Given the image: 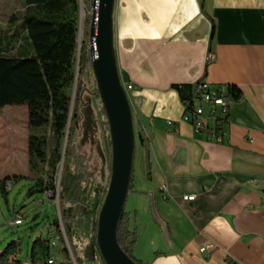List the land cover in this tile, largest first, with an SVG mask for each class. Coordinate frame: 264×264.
<instances>
[{"label": "crops", "instance_id": "0c3cea01", "mask_svg": "<svg viewBox=\"0 0 264 264\" xmlns=\"http://www.w3.org/2000/svg\"><path fill=\"white\" fill-rule=\"evenodd\" d=\"M15 30L10 37L18 38ZM113 31L119 75L133 85L127 96L145 142L126 202L137 235L133 257L144 264H264V0H117ZM200 81L241 92L220 141L182 120L174 86Z\"/></svg>", "mask_w": 264, "mask_h": 264}, {"label": "trees", "instance_id": "16d2710c", "mask_svg": "<svg viewBox=\"0 0 264 264\" xmlns=\"http://www.w3.org/2000/svg\"><path fill=\"white\" fill-rule=\"evenodd\" d=\"M78 13V0H22V23L19 24L20 31L15 30L18 38L10 37L11 27H7L8 30L0 29V109L25 106L27 127L30 131L27 139L29 175L27 177L6 176L0 179V193L6 196V184L9 185L12 181H28L30 185L26 190L27 197L42 196L47 193L53 194V198L58 196L60 220L56 219L52 227L61 235L59 231L61 222L66 239L72 249L69 234L73 222L79 218L81 223V216L86 211L92 210L95 214L98 213L109 179L107 176L103 188L96 190L91 188L87 160L84 155L77 153L73 146L75 133L73 123L82 95L83 84L88 81L89 75L93 80L90 66L83 61L84 47L82 46L76 98L71 115L64 165L57 190L56 181L75 85ZM16 20V15L13 14L9 23H14ZM21 30L24 33V39L19 40ZM21 42H25L26 52L18 50L21 47ZM29 47H31L34 56L26 58ZM174 89L178 92L181 102L191 100L192 86H174ZM227 93L231 102H239L242 98L241 92L234 86H228ZM95 97L99 101L98 96ZM99 106L103 117L101 125L104 153L109 164L108 128L101 104ZM135 137L136 144L139 147H145L143 135L136 127ZM146 162L147 179H150L148 157ZM88 203L90 204L88 205ZM130 224L131 218L124 212L117 234L118 243L137 264H144L137 261L132 255L137 235L135 231L130 230ZM95 232L96 220L92 223L94 245ZM49 238L36 239L32 243L29 251V264H48L51 258ZM60 241H63V238L60 237ZM19 253L18 243L8 244L0 253V264H25L18 259ZM96 253L100 264H103L97 249ZM61 254L63 260L59 264H71L67 248L63 247ZM74 260L77 263V259L74 258Z\"/></svg>", "mask_w": 264, "mask_h": 264}, {"label": "rangeland", "instance_id": "374dc122", "mask_svg": "<svg viewBox=\"0 0 264 264\" xmlns=\"http://www.w3.org/2000/svg\"><path fill=\"white\" fill-rule=\"evenodd\" d=\"M21 6L22 0H0L1 30H8L9 27L12 30L20 28L19 24L22 23ZM13 14L16 15L17 20L14 23H9V19ZM27 43L30 44L29 42ZM83 45V42H81L78 68L80 67ZM26 48L25 42H21V47L17 49L21 52H26ZM32 56L34 54L31 47H29V53L27 52L25 57L30 58ZM77 71L79 72V70ZM78 79L79 75L75 86L74 103ZM95 96V86L91 75H89L88 81L83 84L82 95L73 123L75 129L73 146L77 153L85 156L89 167L91 188L96 190L97 188L104 187L106 182L105 177L109 176V164L104 153L101 125L103 117L99 106L101 103ZM15 123L16 126L14 125ZM29 133L25 106L0 109V175L24 177V175L29 174L27 166V139ZM139 148L137 145L133 167V174L138 179ZM135 178L133 177V180ZM56 184L58 190V182ZM6 185L7 195L3 196L0 193V253L8 244L16 242L20 247L18 259L22 263L29 264V251L32 243L36 239L45 240L51 237L49 234H52L53 222L56 219L60 220V209H57L56 200L50 194L27 197L26 190L30 185L28 181H12L9 185ZM130 206L131 199H129L126 205L125 213L128 212ZM97 214L89 210L81 216V223L79 222V218L73 222L69 234V241L73 249L70 248L68 240L66 239L65 241L62 237L64 230L59 227L61 235L57 231L55 233L63 238V241L59 243L57 248L51 249V258L57 257L63 260L61 249L65 247L69 252V259L72 263L75 261L74 258H76V264H100L92 233V223L96 220ZM15 216L22 217L23 224L21 226H12Z\"/></svg>", "mask_w": 264, "mask_h": 264}, {"label": "water", "instance_id": "95a60500", "mask_svg": "<svg viewBox=\"0 0 264 264\" xmlns=\"http://www.w3.org/2000/svg\"><path fill=\"white\" fill-rule=\"evenodd\" d=\"M115 3L116 0H99L96 29L92 23L89 32L90 38L95 39L97 52V59L91 62L90 69L96 86V95L106 119L110 145L109 179L96 218L95 246L103 264H137L122 250L117 237L131 190L137 144L131 106L123 88L115 54L113 31ZM79 52L80 44L77 46L76 65H79ZM76 69L70 116L58 171L59 181L64 165L75 86L79 75ZM50 196L53 198V194Z\"/></svg>", "mask_w": 264, "mask_h": 264}, {"label": "built area", "instance_id": "2783aa9c", "mask_svg": "<svg viewBox=\"0 0 264 264\" xmlns=\"http://www.w3.org/2000/svg\"><path fill=\"white\" fill-rule=\"evenodd\" d=\"M80 5L81 12L80 15H78V41H80V45L81 42L84 44L83 61L90 66L91 62L97 59L95 39L90 38L89 32L92 23L94 29H96L99 0H81ZM212 61L213 59L211 57L206 59L207 63H211ZM123 88L127 93L133 89V85L123 84ZM230 103L231 101L227 93V87H213L205 81H200L192 85L191 100L182 102V120L183 122L190 124L194 128L195 132L206 134L208 137L220 141L221 137L224 135L221 129L223 123L226 121ZM169 125H171V123H169ZM56 182H58L59 186V180ZM45 195L49 194L47 193ZM56 198V207L59 209V197ZM182 200L190 202L194 200V197L185 196ZM22 224V217L15 216L12 226L18 227ZM60 227L62 228L61 222ZM62 237L66 241L65 234L63 232ZM60 242V237L53 230L51 237L49 238V245L51 249L57 248ZM208 251V248L200 249L201 253ZM61 261L62 260L57 257L50 258L48 264H59ZM72 264H76V262L73 261Z\"/></svg>", "mask_w": 264, "mask_h": 264}, {"label": "bare ground", "instance_id": "6f19581e", "mask_svg": "<svg viewBox=\"0 0 264 264\" xmlns=\"http://www.w3.org/2000/svg\"><path fill=\"white\" fill-rule=\"evenodd\" d=\"M80 1L81 0H78V5H79V13L78 15H80V12H81V5H80ZM80 44V41H78V32H77V46ZM81 46V45H80ZM81 61V60H80ZM76 65V64H75ZM76 68H77V65H76ZM78 70V68L76 69ZM57 197V196H56ZM63 244V243H62Z\"/></svg>", "mask_w": 264, "mask_h": 264}]
</instances>
